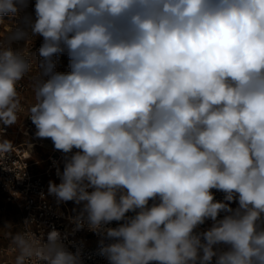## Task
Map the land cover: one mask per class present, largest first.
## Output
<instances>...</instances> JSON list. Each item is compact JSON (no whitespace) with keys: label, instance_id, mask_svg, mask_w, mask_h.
I'll list each match as a JSON object with an SVG mask.
<instances>
[{"label":"clouds","instance_id":"clouds-1","mask_svg":"<svg viewBox=\"0 0 264 264\" xmlns=\"http://www.w3.org/2000/svg\"><path fill=\"white\" fill-rule=\"evenodd\" d=\"M28 6L0 0V17ZM34 13L0 32V167L26 111L65 154L48 193L82 205L74 231L100 234L109 264H264V0H35ZM33 223L5 233L11 264H81Z\"/></svg>","mask_w":264,"mask_h":264},{"label":"built area","instance_id":"built-area-1","mask_svg":"<svg viewBox=\"0 0 264 264\" xmlns=\"http://www.w3.org/2000/svg\"><path fill=\"white\" fill-rule=\"evenodd\" d=\"M35 0H29V6L24 9L16 17L18 22L21 18L30 15L35 18L34 13ZM42 41L36 45L38 50ZM69 70L67 68L66 72ZM24 88V84L20 82V90ZM30 119H26V129L32 126ZM8 130V129H7ZM7 130L4 138H6ZM18 149L7 161L5 170L0 167V213L4 212L8 205L13 204L20 210V227H23L24 221L32 219L34 223L32 227L39 229L43 227L45 232L51 231L53 228L62 233V242L70 251L79 250L81 264H109L106 257L99 254L101 247L100 240L103 238L100 234L87 230V226L79 230H75V224L70 222V218L76 217L82 205L77 209L68 202H57L53 195L48 193L49 181L60 183L57 176V169L63 171L61 156L57 152H52L47 158V164L43 171H34L32 169L35 162L31 160V152L25 150L24 147L13 143ZM216 200H223L224 193L213 189ZM43 193V196H41ZM237 205L232 204L235 208ZM223 213H221V218ZM119 222L113 221L109 227L118 226ZM212 221L208 220L205 224L199 226L197 231H205L210 228ZM113 241L105 239L104 243L108 244ZM220 250H226L227 246H216ZM1 253L11 256L9 243L0 249ZM215 258L213 259L214 264ZM3 264H11L8 261Z\"/></svg>","mask_w":264,"mask_h":264},{"label":"rangeland","instance_id":"rangeland-1","mask_svg":"<svg viewBox=\"0 0 264 264\" xmlns=\"http://www.w3.org/2000/svg\"><path fill=\"white\" fill-rule=\"evenodd\" d=\"M16 17H11V16H3L0 17V32L5 30L6 26L15 28L12 23L14 20H16ZM57 59H63L62 64L63 65H56V70L60 72H66L65 69L68 68L69 65V58L66 54L60 55ZM31 73L29 76H26L23 80L22 83L24 84V88L21 89L20 91L22 92V97H23V102L25 104V108L27 107V104L30 102L31 98L28 94L29 90V85H30V77ZM26 111L21 114V123L19 125H15L12 127L7 128V135L6 139L12 141L13 143H16L20 145L21 147H24L25 141L30 142L32 145L36 142L37 138L35 136L36 128L34 125H32L29 129H26ZM27 133V135H25ZM44 143H45V149L38 150V153L42 154L44 156V153L47 151V149L54 147V144L50 138H43ZM33 148V147H32ZM75 151V149H74ZM65 159V154L60 151ZM38 159H41L42 157L37 156ZM44 163L40 162L38 165H36V169L39 171L44 170ZM52 199H55L53 196ZM71 205L77 209L81 205H77L74 202L70 201ZM20 210L16 208L15 206L10 205L7 206L6 210L3 213H0V249L2 247H5L9 243V239L5 235V233L9 231H16L19 223H20ZM8 223L11 224L9 227H4V225ZM13 255L7 256L0 251V264L4 261H9L11 260L12 262Z\"/></svg>","mask_w":264,"mask_h":264},{"label":"crops","instance_id":"crops-1","mask_svg":"<svg viewBox=\"0 0 264 264\" xmlns=\"http://www.w3.org/2000/svg\"><path fill=\"white\" fill-rule=\"evenodd\" d=\"M16 23V24H15ZM21 22L19 21L18 22V20H14L13 21V23H12V25L14 26V27H17L19 24H20ZM18 24V25H17ZM43 40V38L42 37H39V36H37V37H35V39H34V42H33V44L31 45V47H30V49H29V55H30V58L33 60V62L35 63V62H37L38 60H39V57L37 56V49H36V45L39 43V42H41ZM62 60L63 59H57V61H56V65H63L62 63ZM67 70V68L65 69V71ZM22 82V81H21ZM42 149H45V143H44V140L43 139H37L36 140V142L34 143V145H33V148L31 149V160L33 161V162H35L34 163V165H33V167H32V169L34 170V171H39V170H37L36 169V165H38L40 162H42V163H44V167L43 168H45L46 167V164H47V158H48V156L52 153V152H57L60 156H61V160H62V166L64 167V163H65V159H64V157H63V155H62V153L59 151V150H56L54 147H51V148H49V149H47V151L44 153V156L40 153H38V150H42ZM33 150V151H32ZM37 156H39V157H42L41 159H38V157ZM10 205H12V204H10ZM10 205H8V206H10ZM14 206V205H13ZM3 213V212H2ZM130 215H131V213H130ZM19 227H20V223H19V226H18V228H17V230H19ZM16 230V231H17ZM8 261V260H7ZM5 262V261H4ZM9 263H11V260H9L8 261ZM1 264H3V262L1 263Z\"/></svg>","mask_w":264,"mask_h":264},{"label":"bare ground","instance_id":"bare-ground-1","mask_svg":"<svg viewBox=\"0 0 264 264\" xmlns=\"http://www.w3.org/2000/svg\"><path fill=\"white\" fill-rule=\"evenodd\" d=\"M16 24V23H15ZM18 25V24H17ZM33 151V150H32Z\"/></svg>","mask_w":264,"mask_h":264}]
</instances>
